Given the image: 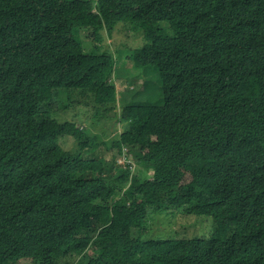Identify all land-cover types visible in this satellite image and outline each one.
Segmentation results:
<instances>
[{
    "label": "trees",
    "instance_id": "16d2710c",
    "mask_svg": "<svg viewBox=\"0 0 264 264\" xmlns=\"http://www.w3.org/2000/svg\"><path fill=\"white\" fill-rule=\"evenodd\" d=\"M118 24L130 78L156 73L126 91L121 168L56 118L118 103ZM171 208L209 235L133 236ZM0 264H264V0H0Z\"/></svg>",
    "mask_w": 264,
    "mask_h": 264
},
{
    "label": "rangeland",
    "instance_id": "374dc122",
    "mask_svg": "<svg viewBox=\"0 0 264 264\" xmlns=\"http://www.w3.org/2000/svg\"><path fill=\"white\" fill-rule=\"evenodd\" d=\"M163 26V24H161ZM81 32L77 34L79 39ZM143 45L141 31H136L129 25L118 24L110 37L104 39L100 43L99 48L101 52H107L115 59V68L117 69L118 76L112 79V83L118 90V103L116 105L100 106L95 108L92 105L81 104L80 106L74 105L72 108L60 110L56 114L59 121L74 122L80 129L85 130L86 135L93 139L96 143V148L93 150L91 147V154L95 159H104L107 161L116 162V168L125 167L128 163L123 159V156L111 152V143L123 131V126L120 121L122 112L123 101L127 102L126 91L133 88L134 91L141 85V82L147 81L155 83L156 73L153 69L136 71V77H140L138 82L132 80L129 72H134L131 67H123V61L129 56L131 50L138 49ZM99 51V50H98ZM97 52V51H96ZM132 90V89H131ZM96 110L97 113H96ZM86 127V129H85ZM68 147H73V143H68ZM137 153L133 150L132 153ZM132 157V154L130 155ZM134 159L135 154L133 153ZM118 160V161H117ZM119 162V163H118ZM134 165L131 167L133 168ZM185 200L182 202L184 204ZM188 211V210H187ZM180 208L176 210L171 208L168 214H151L143 232L133 231V236L139 235L140 239H181V238H196L200 235L208 236L212 230L213 220L209 217H198L190 212L182 213Z\"/></svg>",
    "mask_w": 264,
    "mask_h": 264
}]
</instances>
